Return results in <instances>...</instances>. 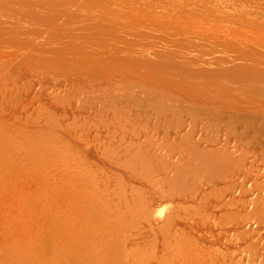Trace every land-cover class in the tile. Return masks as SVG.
Segmentation results:
<instances>
[{
  "label": "rangeland",
  "instance_id": "obj_1",
  "mask_svg": "<svg viewBox=\"0 0 264 264\" xmlns=\"http://www.w3.org/2000/svg\"><path fill=\"white\" fill-rule=\"evenodd\" d=\"M252 217L264 0H0V264H264Z\"/></svg>",
  "mask_w": 264,
  "mask_h": 264
},
{
  "label": "built area",
  "instance_id": "obj_2",
  "mask_svg": "<svg viewBox=\"0 0 264 264\" xmlns=\"http://www.w3.org/2000/svg\"><path fill=\"white\" fill-rule=\"evenodd\" d=\"M240 181L243 183L246 182L243 177H240ZM248 185L252 184V181L247 182ZM241 190V187L237 189V192ZM250 201V208H253L258 199V191L257 189L252 190ZM246 232L249 233V239H247L244 243L240 244L241 251H264V218L259 219L256 217L250 218L243 227ZM231 236H234L237 240L241 237L238 233V229H232L230 231Z\"/></svg>",
  "mask_w": 264,
  "mask_h": 264
},
{
  "label": "bare ground",
  "instance_id": "obj_3",
  "mask_svg": "<svg viewBox=\"0 0 264 264\" xmlns=\"http://www.w3.org/2000/svg\"><path fill=\"white\" fill-rule=\"evenodd\" d=\"M165 256H166V255H164V259H165ZM162 257H163V255H162ZM162 257H161V258H162ZM166 257H167V256H166ZM160 260H162V259H160ZM166 260H167V258H166ZM166 260H164V261H166ZM164 261L162 260V263H163ZM160 262H161V261H160ZM163 264H165V263H163Z\"/></svg>",
  "mask_w": 264,
  "mask_h": 264
}]
</instances>
